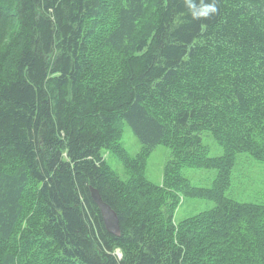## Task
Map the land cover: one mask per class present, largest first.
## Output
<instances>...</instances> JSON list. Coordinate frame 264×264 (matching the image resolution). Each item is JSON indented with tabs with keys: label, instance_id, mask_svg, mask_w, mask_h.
<instances>
[{
	"label": "trees",
	"instance_id": "16d2710c",
	"mask_svg": "<svg viewBox=\"0 0 264 264\" xmlns=\"http://www.w3.org/2000/svg\"><path fill=\"white\" fill-rule=\"evenodd\" d=\"M189 2L0 0V264H264V203L227 195L239 155L264 164V0H204L199 19ZM182 198L213 207L174 223Z\"/></svg>",
	"mask_w": 264,
	"mask_h": 264
},
{
	"label": "rangeland",
	"instance_id": "374dc122",
	"mask_svg": "<svg viewBox=\"0 0 264 264\" xmlns=\"http://www.w3.org/2000/svg\"><path fill=\"white\" fill-rule=\"evenodd\" d=\"M103 53V49L100 48ZM105 57H108L105 55ZM121 133V132H120ZM120 138V137H119ZM203 142L209 149L211 156H219L222 149L208 135L203 136ZM120 143L122 147L131 155L135 156L141 149L137 139L130 128L126 126L122 131ZM169 156V150L164 146H158L150 155L144 168V175L151 184L160 185L163 179V167ZM106 162L124 180V168L119 160L111 154H104ZM183 176L195 187L207 188L210 186L213 172L209 170L184 169ZM227 195L239 202L261 204L264 203V164L260 160H255L247 154L237 157L236 164L232 172V183L227 191ZM213 207V203L206 200L182 198L174 215V223H179L185 218L195 216ZM120 256V254H119Z\"/></svg>",
	"mask_w": 264,
	"mask_h": 264
},
{
	"label": "water",
	"instance_id": "95a60500",
	"mask_svg": "<svg viewBox=\"0 0 264 264\" xmlns=\"http://www.w3.org/2000/svg\"><path fill=\"white\" fill-rule=\"evenodd\" d=\"M89 192L92 200L99 208L107 232L112 235L119 236L120 235L119 219L115 211L103 201L97 189H95L92 186H89Z\"/></svg>",
	"mask_w": 264,
	"mask_h": 264
},
{
	"label": "clouds",
	"instance_id": "9594fccd",
	"mask_svg": "<svg viewBox=\"0 0 264 264\" xmlns=\"http://www.w3.org/2000/svg\"><path fill=\"white\" fill-rule=\"evenodd\" d=\"M187 6L190 10L196 9L194 11H191L193 19L208 17L210 14L216 12L215 4L205 3L204 0H200L199 6H197L194 2H192V0H190Z\"/></svg>",
	"mask_w": 264,
	"mask_h": 264
}]
</instances>
